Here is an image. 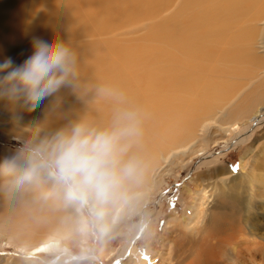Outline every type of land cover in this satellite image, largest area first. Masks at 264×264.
I'll return each instance as SVG.
<instances>
[{
    "label": "bare ground",
    "instance_id": "bare-ground-1",
    "mask_svg": "<svg viewBox=\"0 0 264 264\" xmlns=\"http://www.w3.org/2000/svg\"><path fill=\"white\" fill-rule=\"evenodd\" d=\"M170 1L31 0L28 21L23 22L29 0H0V62L11 58L21 64L32 53L34 39L56 33L76 50L81 82L105 86L110 94L123 93L139 105L140 135L131 154L141 159L143 175L139 183L130 187L135 199L119 220L123 224L124 216L139 210L135 208L138 199L147 198L159 188L163 180L157 169L167 152L176 149L180 155L197 151L207 155L209 123L215 124L220 136L226 135L213 143L222 139L229 147L240 145L249 139V132L245 137L227 140L245 130L249 119H257L264 106V76L250 81L255 75L252 64L258 56L250 20H259L264 0H182L163 19L160 28L147 32V44L131 49L112 41L89 45L75 41L79 35H96L131 18L145 16L151 9L166 8ZM244 22L246 26L242 28ZM21 28L23 34L19 33ZM227 75L245 78L240 88H247L243 98L232 102L234 95L226 88ZM230 103L232 113L226 114ZM0 109L10 111L2 101ZM113 109V101L106 96L97 97L91 91L82 95L66 86L32 110L23 111L22 122L40 123L55 130L87 114L102 125L109 121ZM220 155L213 153L199 164L215 163ZM246 164L242 161L241 168ZM228 174L224 176L230 177ZM227 181L232 182V187L225 188L234 192L220 189L218 196L213 194L216 203L212 209L201 205L186 223L168 224L170 232L177 231L173 237L180 251L176 264H264V243L255 239L264 241V213L253 212L251 201L262 203L264 212V186L255 185L251 174L245 184L235 178H225L222 184ZM34 200V204L38 203ZM145 214L144 210L142 216ZM59 219L53 218V227L57 224L54 236L37 238L29 246H15L26 256L43 253L54 242L70 251L60 238L74 236V225L68 216ZM139 228L134 227L135 235L126 241L118 256L144 231ZM1 260L4 264H36L33 259L21 261L10 255Z\"/></svg>",
    "mask_w": 264,
    "mask_h": 264
},
{
    "label": "rangeland",
    "instance_id": "rangeland-1",
    "mask_svg": "<svg viewBox=\"0 0 264 264\" xmlns=\"http://www.w3.org/2000/svg\"><path fill=\"white\" fill-rule=\"evenodd\" d=\"M181 1L171 0L166 8L160 7L157 11L151 9L145 16L131 18L96 35H79L75 41L84 45L112 41L117 46L129 49L147 44L145 40L147 32L160 28L163 19L173 13ZM30 2L31 0L24 9L23 22L28 21L32 5ZM258 19L256 22L253 19L250 20V33L258 52L252 64L255 74L250 80L252 83L264 76V31H262L264 8ZM241 25L245 28L246 23ZM23 30L24 28H21L19 33L23 34ZM225 79L226 88L234 95L232 102L243 98L247 88H240L245 78L242 75H227ZM55 101L62 103V100ZM231 104L226 106L229 107L228 112L224 111L226 114L232 113ZM263 111L264 106L259 112L263 113ZM260 113L257 119H249L245 130L238 133L234 131L236 134L227 140L229 142L239 136L245 137L249 132V139L240 145L229 147L230 145L224 144L222 139H219L218 143H213L220 136V132L215 129L214 123H209L207 135L210 138L207 155H202L198 151L180 155L176 149L167 152L166 159L160 161V169H157L158 172H162L163 180L159 188L153 190L147 198H139V203L135 206V208L140 207L139 210H133L124 216L126 223L119 221L110 238L103 244L92 242L95 248L92 264H176V256L180 251L173 237H176L177 231H169L174 221L186 223L185 220L191 219L194 211L201 205H205L207 210L212 209L216 203L213 194L218 196L221 193L220 189L226 193L233 191L232 188H225V186L232 187V182L227 181L222 184L225 178H235L237 182L245 184L251 174L255 179V185L264 186V114ZM11 117L12 113L9 110L0 109V159L4 158L11 147L17 143L13 136L21 131L19 128L14 129ZM22 125L30 127L35 124L22 122ZM44 130L51 131L46 128ZM197 133L201 134V130ZM225 145H227L226 148ZM213 153L221 154L215 163L205 166L199 164L205 158H210L209 156ZM242 161H247L244 168H241ZM236 164H239V171L233 172V165ZM227 173L230 177L224 176ZM48 189L49 186L46 183H40L24 185L10 191H0V264H4L1 260L4 255H10L21 261L33 259L36 264H62L61 255L52 248H46L43 253H36L34 256H26L23 250L21 252L15 246L16 244L29 246L37 238L45 239L54 236L57 224L53 227V218L59 221V218L68 216L75 227L76 216L73 210L65 207L55 195H49ZM33 198L38 200V203L34 204ZM28 199L29 202H27ZM251 201L254 202L253 212L264 213L260 205L262 203L259 204L255 199ZM144 210L146 214L142 216ZM174 218L176 220H173ZM134 227L137 229L140 227L139 229L144 231L132 245H126L122 256H118L126 241L135 235ZM255 239L264 243L259 238ZM60 241L71 252L78 251L80 242L75 235L61 237Z\"/></svg>",
    "mask_w": 264,
    "mask_h": 264
},
{
    "label": "clouds",
    "instance_id": "clouds-1",
    "mask_svg": "<svg viewBox=\"0 0 264 264\" xmlns=\"http://www.w3.org/2000/svg\"><path fill=\"white\" fill-rule=\"evenodd\" d=\"M76 50L52 33L34 39L32 53L21 63L11 58L0 62V101L12 112L13 136L17 143L0 159V191L46 183L76 216L74 233L78 251L59 242L51 248L62 264H92L96 244H103L127 211L135 194L130 187L143 175L141 159L131 154L140 135V107L123 93L110 94L99 84L80 80ZM71 86L82 95L89 91L114 103L110 119L97 124L82 114L55 130L45 131L37 123L22 125V112L32 110L44 99Z\"/></svg>",
    "mask_w": 264,
    "mask_h": 264
},
{
    "label": "snow or ice",
    "instance_id": "snow-or-ice-1",
    "mask_svg": "<svg viewBox=\"0 0 264 264\" xmlns=\"http://www.w3.org/2000/svg\"><path fill=\"white\" fill-rule=\"evenodd\" d=\"M232 170H233V172H238L239 171V164L233 165Z\"/></svg>",
    "mask_w": 264,
    "mask_h": 264
}]
</instances>
